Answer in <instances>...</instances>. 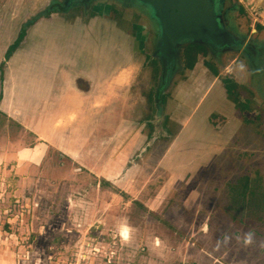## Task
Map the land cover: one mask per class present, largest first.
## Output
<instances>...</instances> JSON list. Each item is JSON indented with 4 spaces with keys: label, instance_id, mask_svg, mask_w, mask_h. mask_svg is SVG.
<instances>
[{
    "label": "rangeland",
    "instance_id": "rangeland-1",
    "mask_svg": "<svg viewBox=\"0 0 264 264\" xmlns=\"http://www.w3.org/2000/svg\"><path fill=\"white\" fill-rule=\"evenodd\" d=\"M47 2L0 0L2 264L13 254L34 250L45 264H264V120L245 121L249 131L237 122L230 130L232 115L250 120L240 111L245 108L240 100L250 92L227 89L220 112L226 117L211 116L218 117L217 124H189L177 138L145 146L135 122L145 104L142 90L132 88L125 98L122 87L127 73L149 69L133 65L120 72L131 65L115 60L120 26L104 34L97 13L77 22L39 18L27 29L26 40L15 44L18 34L26 33L29 16ZM242 2L248 14L258 8L253 0ZM119 9L127 18L134 16L129 6ZM214 12L218 17L220 10ZM80 22L85 30H73ZM224 25L221 30L233 31ZM103 40L115 46L109 50ZM89 45L96 50H82ZM80 59L87 61L85 67ZM105 59L112 65L107 67ZM252 66L250 84L260 97L264 75L257 63ZM61 70L69 73L72 89L61 82L67 75ZM76 76L86 82L74 85ZM249 78L245 74L235 82L245 89ZM183 79L177 91L182 92L180 86L188 90ZM74 96L88 101L85 115L71 112L53 121L56 112L74 105ZM36 156L41 161L34 163ZM249 232L252 242L245 244Z\"/></svg>",
    "mask_w": 264,
    "mask_h": 264
},
{
    "label": "flooded vegetation",
    "instance_id": "flooded-vegetation-1",
    "mask_svg": "<svg viewBox=\"0 0 264 264\" xmlns=\"http://www.w3.org/2000/svg\"><path fill=\"white\" fill-rule=\"evenodd\" d=\"M75 1L48 0L42 11L29 16L26 23L23 24L22 31L26 33H19L18 41L16 39L17 42H14L18 45L24 37L26 40L27 29L39 18L46 21L52 20V23L56 19L63 21L66 20L64 18L74 17L77 22L86 13L87 16L97 13L100 15V19H97L100 22L98 29L102 27L101 31L104 34H109L111 28L116 30L120 26L122 37L120 42L117 41L118 43L115 45H121V49L115 60L131 63V65L122 68L120 72L133 65L139 66L143 70L149 69L148 72L132 71L127 73L126 84L122 87L125 98L132 88L142 90L141 97L145 104L142 107L139 106L140 116L135 122L137 123L136 128L142 127L143 129L145 146L158 138H160L159 140L177 138L176 135L181 132L180 129L189 124L190 127L192 124H217L218 117L211 116L218 113L219 117L225 116L220 112L226 106L225 93L227 89L231 88H235L236 93H243L245 90L250 92L246 98L240 100V104L245 105V108L240 111L245 112L250 120H241V116L232 115L234 123L230 130L236 126L237 122L249 131L245 121L252 125L258 121V118L264 120V89L263 95L259 97L250 84L251 76L254 74L252 66L254 63H257V70L261 69L264 75V16L259 15V12L264 11V0H253L258 8L252 12V15L246 12L242 0H206V12L210 25L214 29L213 33L201 35L197 41L193 42L190 41L188 33H181L178 35L177 46L175 42L178 36L170 39L164 32V24L160 21L157 11L151 10L144 4L121 0ZM122 6L132 8L134 16L127 18L124 13L117 12ZM215 8L220 10L218 17L215 16ZM224 10H226L225 13ZM76 11H79V14H75ZM104 12H106L105 15H103ZM223 19H225L223 22L227 23L224 26H227L228 29L232 28V32L227 29L221 30ZM79 25V28L76 26L73 30L84 31L85 25L82 22ZM124 29L125 33H123ZM135 30L138 31L134 36ZM221 37L223 40L218 43V39ZM83 38L87 37L82 36ZM103 38L106 36L102 35ZM88 39L91 40L89 37ZM95 41L100 40L96 39ZM105 41L103 40V42ZM108 41H106V46L111 50L115 45L109 46ZM90 44L94 46L92 42ZM90 46H86L82 50H96V48L91 49ZM223 46L226 49H223ZM12 50L13 45L9 46L5 55L6 59ZM215 56H219V58ZM74 60H72L73 64L69 65L75 72L78 70V61L74 62ZM86 62V60L80 59L79 66L85 67ZM104 64H108L107 67L112 65L110 59H105ZM60 73V75L67 74L62 70ZM245 74L250 75V78L244 82L247 87L244 89L242 84L236 83L235 80H239L237 78H242ZM68 76L69 73L65 77H61V82L66 83L68 87L70 86L69 89H72V79ZM183 77L185 79L182 80V84L183 81L189 83V88L185 91V88L180 86L179 90L182 92L177 91L176 85L181 83L180 79ZM86 79L76 76L74 85L76 82H86ZM145 79L147 82L143 84ZM75 90L77 91V89ZM183 98L186 103L182 101ZM226 98L230 102L233 101L231 94Z\"/></svg>",
    "mask_w": 264,
    "mask_h": 264
},
{
    "label": "water",
    "instance_id": "water-1",
    "mask_svg": "<svg viewBox=\"0 0 264 264\" xmlns=\"http://www.w3.org/2000/svg\"><path fill=\"white\" fill-rule=\"evenodd\" d=\"M76 0L75 2H82ZM89 1V0H84ZM123 2L145 5L156 10L160 21L164 24V32L170 39L179 34L188 33L199 38L201 35L213 33L206 12V0H121ZM205 7V8H204ZM173 12V13H171ZM221 22V20H219ZM222 25L224 24L221 22Z\"/></svg>",
    "mask_w": 264,
    "mask_h": 264
},
{
    "label": "crops",
    "instance_id": "crops-1",
    "mask_svg": "<svg viewBox=\"0 0 264 264\" xmlns=\"http://www.w3.org/2000/svg\"><path fill=\"white\" fill-rule=\"evenodd\" d=\"M83 95H87V94H83ZM74 97L76 98V100H75L76 102L75 103H77V105H80V107H82L81 112L79 111L80 112L79 114L85 115V110L88 108V107L85 108V104H88L87 103L88 101L87 100L86 101H83L81 99H78V97H80V96H78V97L74 96ZM89 111H90V109L88 110V112ZM75 112H78V109L77 108L75 109ZM51 119H53V118H51ZM57 122H58V120H57ZM84 126H85L84 123L81 126H78L77 132H76L77 135H78V137L81 136L80 129L83 128ZM52 127L54 129H57L56 128L57 127L56 125H53V126L51 125L50 128H52ZM69 137H70V139H72L71 135ZM42 146H44V145H42ZM38 161H41V159L36 156L34 158L33 162L36 163ZM99 185H101L100 182H98L97 184H95V186H97V187H99ZM5 257H9V256H5ZM7 259L9 260V258H7ZM2 263H5L4 260H0V264H2ZM7 264H45V261H44L43 258L40 257V253H37L34 250L33 252H28V253H26V255H23V256H21V255L20 256H16L15 254H13L12 255V261L11 262H8Z\"/></svg>",
    "mask_w": 264,
    "mask_h": 264
},
{
    "label": "bare ground",
    "instance_id": "bare-ground-1",
    "mask_svg": "<svg viewBox=\"0 0 264 264\" xmlns=\"http://www.w3.org/2000/svg\"><path fill=\"white\" fill-rule=\"evenodd\" d=\"M75 107L78 109V113L81 112V109L82 107H80V105H77V103H74V105L72 104H68L66 106V108L64 109V113H59V112H56L53 116V121L57 122V120H59L60 118H62L63 116L64 117H67L71 114V112H75ZM80 111V112H79Z\"/></svg>",
    "mask_w": 264,
    "mask_h": 264
},
{
    "label": "clouds",
    "instance_id": "clouds-1",
    "mask_svg": "<svg viewBox=\"0 0 264 264\" xmlns=\"http://www.w3.org/2000/svg\"><path fill=\"white\" fill-rule=\"evenodd\" d=\"M251 242H252V233L251 232L246 233L244 237V243L249 244Z\"/></svg>",
    "mask_w": 264,
    "mask_h": 264
}]
</instances>
